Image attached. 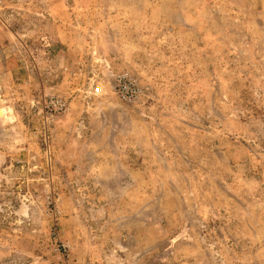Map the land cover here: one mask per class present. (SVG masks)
Listing matches in <instances>:
<instances>
[{"label":"rangeland","instance_id":"obj_1","mask_svg":"<svg viewBox=\"0 0 264 264\" xmlns=\"http://www.w3.org/2000/svg\"><path fill=\"white\" fill-rule=\"evenodd\" d=\"M0 264H264V0H0Z\"/></svg>","mask_w":264,"mask_h":264},{"label":"built area","instance_id":"obj_2","mask_svg":"<svg viewBox=\"0 0 264 264\" xmlns=\"http://www.w3.org/2000/svg\"><path fill=\"white\" fill-rule=\"evenodd\" d=\"M123 91L125 92L124 97L128 96L130 93V88L128 85H123ZM61 109L66 110V104L63 103L62 101L60 102Z\"/></svg>","mask_w":264,"mask_h":264},{"label":"crops","instance_id":"obj_3","mask_svg":"<svg viewBox=\"0 0 264 264\" xmlns=\"http://www.w3.org/2000/svg\"><path fill=\"white\" fill-rule=\"evenodd\" d=\"M65 31V30H64ZM61 41L59 42L60 44H67L68 46H69V44H70V41H71V39L70 38H65L64 39V37H62L61 39H60ZM69 43V44H68Z\"/></svg>","mask_w":264,"mask_h":264}]
</instances>
